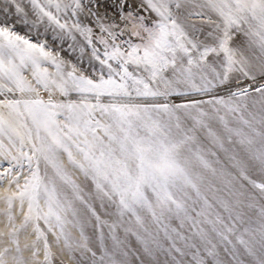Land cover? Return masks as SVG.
Returning <instances> with one entry per match:
<instances>
[{"label":"snow or ice","instance_id":"obj_1","mask_svg":"<svg viewBox=\"0 0 264 264\" xmlns=\"http://www.w3.org/2000/svg\"><path fill=\"white\" fill-rule=\"evenodd\" d=\"M0 264H264V0H0Z\"/></svg>","mask_w":264,"mask_h":264}]
</instances>
